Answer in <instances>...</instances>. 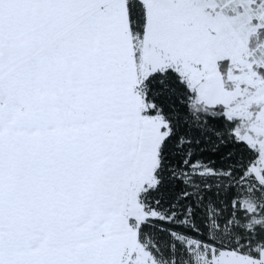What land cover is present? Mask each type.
<instances>
[{
    "label": "snow or ice",
    "instance_id": "snow-or-ice-1",
    "mask_svg": "<svg viewBox=\"0 0 264 264\" xmlns=\"http://www.w3.org/2000/svg\"><path fill=\"white\" fill-rule=\"evenodd\" d=\"M0 264H264V0H0Z\"/></svg>",
    "mask_w": 264,
    "mask_h": 264
}]
</instances>
